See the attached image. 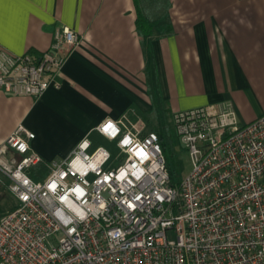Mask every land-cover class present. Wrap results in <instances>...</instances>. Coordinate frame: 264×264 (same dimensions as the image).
<instances>
[{
    "label": "built area",
    "instance_id": "1",
    "mask_svg": "<svg viewBox=\"0 0 264 264\" xmlns=\"http://www.w3.org/2000/svg\"><path fill=\"white\" fill-rule=\"evenodd\" d=\"M80 36L55 29L34 55L0 50V90L40 97L60 86ZM191 168L172 184L164 148L142 121L105 119L96 130L117 165L88 138L48 164L19 125L0 142V173L15 205L0 219V264H264V113L241 123L231 102L173 114Z\"/></svg>",
    "mask_w": 264,
    "mask_h": 264
},
{
    "label": "crops",
    "instance_id": "2",
    "mask_svg": "<svg viewBox=\"0 0 264 264\" xmlns=\"http://www.w3.org/2000/svg\"><path fill=\"white\" fill-rule=\"evenodd\" d=\"M60 27L80 36L60 86L0 90V142L23 125L47 170L85 138L113 143L96 130L105 119L146 132L206 105L231 102L241 123L264 113V0H3L0 50L37 55Z\"/></svg>",
    "mask_w": 264,
    "mask_h": 264
},
{
    "label": "rangeland",
    "instance_id": "3",
    "mask_svg": "<svg viewBox=\"0 0 264 264\" xmlns=\"http://www.w3.org/2000/svg\"><path fill=\"white\" fill-rule=\"evenodd\" d=\"M98 142L97 145L102 144L110 151L112 158L109 164L117 165L119 163L118 157H120V152L116 149L114 143H108L103 138ZM164 147L171 167L176 175L182 178L190 170L191 161L171 123L168 130L164 133ZM26 173L36 182H42L48 176L46 166L41 163L28 168ZM8 183V180L0 174V219L12 210L15 205L13 196L7 190Z\"/></svg>",
    "mask_w": 264,
    "mask_h": 264
},
{
    "label": "trees",
    "instance_id": "4",
    "mask_svg": "<svg viewBox=\"0 0 264 264\" xmlns=\"http://www.w3.org/2000/svg\"><path fill=\"white\" fill-rule=\"evenodd\" d=\"M167 130H168V129H166V130H162V129H160V130H156L155 132H157V134L159 135V138H160V140H161V144H162V146H163V148H164V153H165V158H166V167H167V170H168L169 175H170V177H171L172 184L177 185L178 182H179L180 177H178V176L176 175V173L174 172L173 168L171 167L170 162H169V160H168V155L166 154V152H165V147H164V133H165Z\"/></svg>",
    "mask_w": 264,
    "mask_h": 264
},
{
    "label": "snow or ice",
    "instance_id": "5",
    "mask_svg": "<svg viewBox=\"0 0 264 264\" xmlns=\"http://www.w3.org/2000/svg\"><path fill=\"white\" fill-rule=\"evenodd\" d=\"M3 4V0H0V5H2Z\"/></svg>",
    "mask_w": 264,
    "mask_h": 264
}]
</instances>
